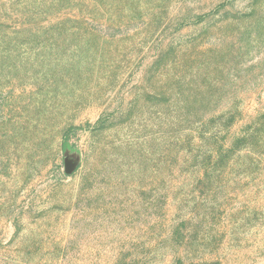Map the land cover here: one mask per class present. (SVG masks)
Wrapping results in <instances>:
<instances>
[{
	"label": "rangeland",
	"instance_id": "rangeland-1",
	"mask_svg": "<svg viewBox=\"0 0 264 264\" xmlns=\"http://www.w3.org/2000/svg\"><path fill=\"white\" fill-rule=\"evenodd\" d=\"M0 264H264V0H0Z\"/></svg>",
	"mask_w": 264,
	"mask_h": 264
},
{
	"label": "water",
	"instance_id": "water-1",
	"mask_svg": "<svg viewBox=\"0 0 264 264\" xmlns=\"http://www.w3.org/2000/svg\"><path fill=\"white\" fill-rule=\"evenodd\" d=\"M68 172H69V170L66 171V173H68Z\"/></svg>",
	"mask_w": 264,
	"mask_h": 264
}]
</instances>
